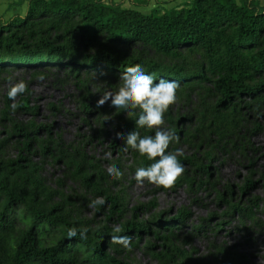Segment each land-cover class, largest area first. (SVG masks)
I'll return each mask as SVG.
<instances>
[{"label":"rangeland","instance_id":"rangeland-1","mask_svg":"<svg viewBox=\"0 0 264 264\" xmlns=\"http://www.w3.org/2000/svg\"><path fill=\"white\" fill-rule=\"evenodd\" d=\"M112 1L124 9L148 14L153 9L163 13L188 8L191 0ZM21 4L0 0V24L24 17L26 10ZM98 48H79L76 58L80 61ZM128 53L139 58L143 69L150 63L162 69L180 67L192 74L207 69L200 51L181 49V56L173 58L135 44ZM121 73L116 68L100 74L86 66L74 72L66 64L1 65V160L20 158L22 163H34L50 195L49 202L60 204L75 220L89 221L91 231L107 227L115 234L128 222L146 227L141 234L129 236L130 249L110 243L111 237L104 239V252L119 263L223 264L221 260L228 255L235 259L231 264H264V88L255 100L245 95L235 101V111H230L232 125L215 133L209 126L210 111L220 97L213 90L212 78L205 73L208 81L197 77L189 85H179L176 101L169 106L160 128L171 129L178 137L167 151H179L184 172L165 189L135 181L136 168L151 161L130 149L125 151L123 142L116 140L123 135L116 130L118 117L130 119L115 113L109 103L99 108L96 105L103 91L117 89ZM21 80L28 84V91L15 101L9 100V81ZM22 99L34 110L18 109ZM13 103L15 108L10 107ZM13 124L34 128L36 140L27 151L22 150V138L11 135ZM134 129L133 122L127 133ZM137 130L145 136L154 135L157 129ZM43 142L51 144L48 153L38 147ZM61 152L82 160V171L99 186L97 193L85 187L73 169L58 158ZM185 158H192L197 166L182 162ZM199 165L209 169L204 172ZM112 166L123 172L121 178L107 175ZM248 183L252 185L246 189ZM107 196L118 199L121 211L110 221L106 220L110 208ZM13 217L18 228L32 224L21 207L14 209ZM39 237L43 247H51L57 245L59 235L46 227ZM164 253L172 260L163 259ZM83 257L82 251L78 259Z\"/></svg>","mask_w":264,"mask_h":264},{"label":"trees","instance_id":"trees-1","mask_svg":"<svg viewBox=\"0 0 264 264\" xmlns=\"http://www.w3.org/2000/svg\"><path fill=\"white\" fill-rule=\"evenodd\" d=\"M135 44L173 58L181 56V49L203 54L207 63L203 73H188L180 67L162 69L154 63L143 70L155 80H171L178 85H189L197 77L208 81L207 73L220 97L210 111L209 126L215 133L232 125L230 111H235V101L245 95L255 100L264 88V6L258 0H191L188 8L163 13L153 9L148 14L124 9L109 0H27L24 17L0 24V66L47 63L66 64L74 72L82 66L100 74L116 68L123 72L128 66L140 65L139 58L128 53ZM95 46L99 48L93 55L80 61L76 58L79 48ZM17 108L34 110L27 106L26 99L20 100ZM118 119L116 130L125 135L134 121ZM34 132L29 125L13 124L11 128V135L22 138L25 151L36 140ZM38 147L48 153L51 144L43 142ZM58 158L73 169V175L85 187L98 192L99 186L82 171V160L63 152ZM181 161L197 166L192 158ZM198 168L204 172L209 169L202 165ZM48 196L34 163L0 158V264H122L104 252V239L146 230L141 223L128 222L115 234L107 227L91 231L89 221L73 219L60 204L49 202ZM106 198L110 202L106 220L110 221L121 211L117 209L118 199ZM16 207L32 219L30 227L16 226ZM46 227L59 235L57 245L42 246L39 236ZM72 227L87 228V238L67 239ZM82 251L84 257L79 260ZM161 257L172 260L169 253ZM221 261L231 264L235 259L224 255Z\"/></svg>","mask_w":264,"mask_h":264},{"label":"clouds","instance_id":"clouds-1","mask_svg":"<svg viewBox=\"0 0 264 264\" xmlns=\"http://www.w3.org/2000/svg\"><path fill=\"white\" fill-rule=\"evenodd\" d=\"M7 91L9 100L15 101L18 95L28 91V84L23 80L11 82ZM118 87L103 91L97 100V107L106 103L117 114L123 113L127 119L134 121L135 129L125 135H118L117 141L123 142L125 151L129 149L151 161L147 166L137 167L134 179L138 184L145 182L159 188L172 187L183 174L184 166L179 160V151H167L170 143L178 140L171 129L162 130L164 115L169 106L176 101L177 82L159 79L154 82L151 74H146L140 65L128 66L119 77ZM15 108V104L10 105ZM157 129L154 135L141 136L137 129ZM107 175L119 179L123 172L115 167H109ZM87 228L72 227L68 229L67 239L87 238ZM110 243L123 249H130L131 237L128 235H112Z\"/></svg>","mask_w":264,"mask_h":264},{"label":"crops","instance_id":"crops-1","mask_svg":"<svg viewBox=\"0 0 264 264\" xmlns=\"http://www.w3.org/2000/svg\"><path fill=\"white\" fill-rule=\"evenodd\" d=\"M18 1H22V9L26 10L27 9V0H18ZM17 0H11V2H18ZM112 1V0H109ZM261 6H264V0H258ZM113 2V1H112ZM145 5V4H144ZM133 9V8H132ZM133 10H137V9H133ZM139 12H141L140 10H137ZM142 13V12H141ZM145 14V13H144Z\"/></svg>","mask_w":264,"mask_h":264},{"label":"bare ground","instance_id":"bare-ground-1","mask_svg":"<svg viewBox=\"0 0 264 264\" xmlns=\"http://www.w3.org/2000/svg\"><path fill=\"white\" fill-rule=\"evenodd\" d=\"M183 236V235H182Z\"/></svg>","mask_w":264,"mask_h":264}]
</instances>
